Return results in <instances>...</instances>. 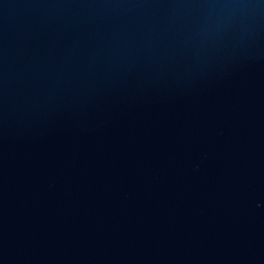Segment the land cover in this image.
Instances as JSON below:
<instances>
[{"label": "water", "instance_id": "95a60500", "mask_svg": "<svg viewBox=\"0 0 264 264\" xmlns=\"http://www.w3.org/2000/svg\"><path fill=\"white\" fill-rule=\"evenodd\" d=\"M0 264H264V0H0Z\"/></svg>", "mask_w": 264, "mask_h": 264}]
</instances>
